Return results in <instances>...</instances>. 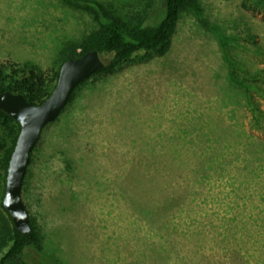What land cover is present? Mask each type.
<instances>
[{
    "label": "rangeland",
    "instance_id": "rangeland-1",
    "mask_svg": "<svg viewBox=\"0 0 264 264\" xmlns=\"http://www.w3.org/2000/svg\"><path fill=\"white\" fill-rule=\"evenodd\" d=\"M104 1L132 12L143 0ZM201 2L210 20L246 23L264 47V12ZM160 10L149 8L146 24ZM91 26L60 0H0V61L47 69L59 43ZM222 90L234 104L215 102ZM234 97L216 40L189 15L163 55L139 51L89 80L42 132L25 178L45 252L60 264H264V149L246 145L263 146L264 133ZM222 127L232 145L226 131L217 143ZM199 166L206 176L195 179ZM26 257L42 264L31 249Z\"/></svg>",
    "mask_w": 264,
    "mask_h": 264
},
{
    "label": "trees",
    "instance_id": "trees-1",
    "mask_svg": "<svg viewBox=\"0 0 264 264\" xmlns=\"http://www.w3.org/2000/svg\"><path fill=\"white\" fill-rule=\"evenodd\" d=\"M60 2L70 10L89 16L94 26L84 31L78 38H68L59 43L55 58L47 69H42L31 61H0V93L4 91L20 93L28 102L40 104L53 90L63 62L96 50L104 59L105 66L76 87L68 102L67 106H69L75 100L77 92L89 80L99 75L112 74L123 63L128 62L135 53L139 51L158 55L166 53L171 45V38L177 23L182 16L189 15L216 40L225 68L226 81L237 95L234 97V101L238 106L244 107L248 113L249 129L257 133H264V47H261L259 42L257 43V35L253 34L248 26L245 27L246 23L229 21V23L232 22V25L228 26L210 20L201 0H143L142 7L132 12H126L123 7L104 0H60ZM242 7L264 12V0H242ZM149 8H158L162 11L161 18L158 17L159 20L153 25L146 24ZM239 26L243 27L241 31H239ZM244 52L255 55V58H259L261 61L257 60L260 64L252 65L248 61L249 56H245ZM250 59H252L251 56ZM220 96L221 98H215V102H222L226 105L231 102L234 104L227 91L222 90ZM211 107L214 109L212 104ZM212 111L214 112V110ZM59 118L60 116L47 126L57 122ZM19 129V124L0 109V264H30L26 257V252L29 249L41 255L42 264H60L61 259L45 252L43 233L29 211L27 210L31 230L28 233H19L2 204L7 167ZM224 131L226 128L222 127L217 143L225 139ZM229 134L231 132L226 131L227 143L232 145L228 141ZM235 135L234 137L230 136L231 141L238 138L239 135ZM193 139L202 138L193 136ZM206 141L213 143L210 137ZM246 145L254 153L260 152L259 149H264V143L261 147L254 142H248ZM193 148L196 149L195 146ZM219 152H215L216 155H213L215 157L210 161L219 157ZM163 156L165 157V155ZM171 158L173 157L171 156ZM31 161L32 154L29 165ZM159 166L161 165L152 164L150 167ZM169 166L172 165L169 164ZM218 169L221 172V167ZM27 173L28 169L26 176ZM194 175L195 179L198 175L200 178H204L206 171L202 166H199L197 171H194ZM24 185L25 180L22 191Z\"/></svg>",
    "mask_w": 264,
    "mask_h": 264
},
{
    "label": "water",
    "instance_id": "water-1",
    "mask_svg": "<svg viewBox=\"0 0 264 264\" xmlns=\"http://www.w3.org/2000/svg\"><path fill=\"white\" fill-rule=\"evenodd\" d=\"M104 66V59L96 50L66 60L60 67L53 90L40 104L28 102L20 93H0V109L20 127L9 159L2 199L3 207L11 216L17 232L28 233L31 230L29 213L21 193L31 154L44 128L60 116L76 87Z\"/></svg>",
    "mask_w": 264,
    "mask_h": 264
}]
</instances>
